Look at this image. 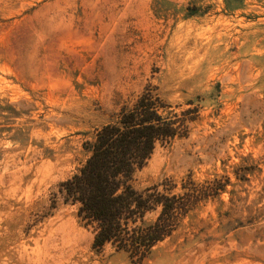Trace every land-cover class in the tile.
Wrapping results in <instances>:
<instances>
[{
	"label": "rangeland",
	"instance_id": "obj_1",
	"mask_svg": "<svg viewBox=\"0 0 264 264\" xmlns=\"http://www.w3.org/2000/svg\"><path fill=\"white\" fill-rule=\"evenodd\" d=\"M147 90L179 128L133 183L187 211L140 262L60 183ZM0 264H264V0H0Z\"/></svg>",
	"mask_w": 264,
	"mask_h": 264
},
{
	"label": "trees",
	"instance_id": "obj_2",
	"mask_svg": "<svg viewBox=\"0 0 264 264\" xmlns=\"http://www.w3.org/2000/svg\"><path fill=\"white\" fill-rule=\"evenodd\" d=\"M166 106L159 95L145 91L132 108L123 107L116 120L97 129L85 162L60 183L65 200L93 224L94 245L111 242L140 262L187 211L179 195L168 194L159 184L140 190L133 183L157 142L178 132L176 119L164 113ZM159 207L156 219L146 223V214Z\"/></svg>",
	"mask_w": 264,
	"mask_h": 264
}]
</instances>
